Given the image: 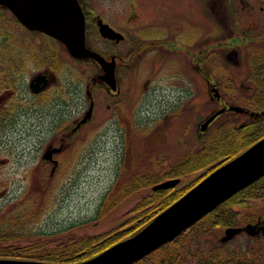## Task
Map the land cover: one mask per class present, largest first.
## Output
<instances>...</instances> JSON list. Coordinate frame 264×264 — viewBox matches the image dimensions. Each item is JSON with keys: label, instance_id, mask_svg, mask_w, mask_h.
<instances>
[{"label": "flooded vegetation", "instance_id": "obj_1", "mask_svg": "<svg viewBox=\"0 0 264 264\" xmlns=\"http://www.w3.org/2000/svg\"><path fill=\"white\" fill-rule=\"evenodd\" d=\"M77 1L84 18L85 45L96 51L102 57L101 59L93 56L81 58L73 56L60 39L45 31L29 28L16 17L9 7L3 5L6 10L4 11L11 12L19 22L17 25L24 29V50L22 53L11 50L12 47L5 41L9 39L8 33H0V71L6 70L7 72L0 73V103H4L3 108H0V121L5 114L8 116L7 121L11 116L9 111L14 104V76L19 75L20 72L26 73L25 67L31 62L29 57L31 35L35 38L43 36L51 39L53 44L58 43L64 47L75 62L86 65L84 82L69 84L71 96L66 98V103L64 104L61 97L55 99L59 104L56 103L52 106L54 112H57L51 120V127L55 129L54 134L46 141L38 138L41 143L33 141L38 146L40 144V147H32L33 143L31 142L29 143L31 148L28 146L23 148L27 152L26 154L29 155L30 161L36 160L34 165L30 163L25 166L27 176L36 171L48 172L49 176H57L62 166L64 167V163L69 166L70 161H73V153L78 145H76V149L70 151L71 146L75 142L76 144L80 143L89 133H93L94 130L90 129L97 127L100 119L106 125H109L112 130L115 129L118 135L117 139H121L120 142H123L120 147L121 158L123 152H125L123 162L119 167L118 164L116 165L114 175L118 177L119 173L125 168H129L130 171L140 169L142 166L141 161L137 166L135 162L130 163V155H127L128 138L132 140L138 131L142 132V128L149 126L152 127L154 135V121L159 118V116L154 117V110L157 106H161L160 109L157 108V112L164 114L165 119H170V114L178 112L189 114L192 112L193 107H197L198 111L203 114L206 111H203L207 101L206 90L209 92L213 105L208 112L196 120V134L203 143L198 152H194L190 157L193 158L197 153L202 158L212 151L209 147L213 142L218 143L220 139L219 142L222 143V139H225L226 135L231 136L226 138V142L233 139V141L241 143L252 134L251 130L255 120L264 116V113H262L264 109L255 108L252 104H244L237 100V97H235L236 85H238L236 81L237 77L243 76L238 73L225 76V73L221 72V66L239 64L241 50L249 45H263L264 48V23L263 29L257 31L253 28V20H251L255 11L264 12V2L257 5L255 0ZM5 53L9 56H2ZM36 60L45 64L44 68L39 69L38 72L47 71L49 83L39 91H33L30 88L32 76L28 80L25 89H29L35 95H42L47 88L57 81L58 72L55 71L52 61L47 62L45 58L41 59L42 62L39 59ZM146 62L151 63L152 71L151 76L149 75L145 80L149 79L151 81L150 94H145V97L150 96L149 101H143L142 94V88H148L141 78L143 76L141 73L142 66ZM262 64L264 69V56ZM162 69L168 71L161 72ZM156 70L157 73L154 75ZM251 75L254 74L250 73L247 76H250V80H254L256 76L252 77ZM154 76L156 77V83H154ZM170 79H179L183 83L178 82L174 87V84L169 82ZM224 79L228 82L223 84L221 81ZM166 80L167 83L164 82ZM164 86H167L168 89ZM251 88L252 84H249L243 90L248 94L252 93L253 89ZM57 89L59 92L63 91L62 86L57 87ZM172 90H174V93H171ZM79 95H81V98H79ZM101 98L104 99L102 113L99 111ZM251 98V96L246 97L247 101L250 100V103ZM159 99L161 100L159 101ZM239 106L243 109H235ZM90 108V116L83 119ZM221 109L222 111L216 114L206 126V129H201L202 123L210 115ZM38 110L37 108L35 111ZM73 111L75 112L73 113ZM143 111L150 113V116L145 117L148 119H145L146 121H143L141 117ZM251 111H255V113L252 114ZM101 114L103 115L101 116ZM33 119H36V122H34L36 124L41 122L38 121L39 118L35 117ZM217 120L220 121L215 126L214 123ZM143 122L149 126H142ZM24 123L28 124L26 129L27 134H29L31 122L25 121ZM210 128L213 129V133H210L209 138H207L206 135ZM234 128L232 135L224 132L225 129ZM237 128L244 131L241 138L240 134L237 133ZM116 131L113 133L115 134ZM117 139L115 140L117 141ZM8 140L11 141L12 138H8ZM206 140H208V143H206ZM209 142H211L210 145ZM8 143L4 140L2 144L7 145ZM152 150L151 157L154 161V141ZM141 155L143 156V154L139 155L140 158H142ZM226 157L227 155L223 156L220 161H223ZM188 161L189 159L179 164L166 166L165 176H187L189 168L186 166ZM190 162H188V165ZM203 172H206V170ZM119 185L120 181H116L112 188ZM123 185L120 188H125ZM43 188H45V184H43ZM110 189L111 187L108 190ZM151 189L150 194L154 195V181ZM165 189L169 188L157 190ZM28 191L26 197H24L26 201L31 197ZM140 202L143 204L144 200H140ZM14 204L10 207H13ZM17 204L20 206L21 202H17ZM148 206H154L153 199L150 204L144 207ZM25 208H28V206L25 205ZM139 214L140 212H136L134 217L131 216L127 220L134 219L140 222L142 216L139 217Z\"/></svg>", "mask_w": 264, "mask_h": 264}, {"label": "rangeland", "instance_id": "obj_2", "mask_svg": "<svg viewBox=\"0 0 264 264\" xmlns=\"http://www.w3.org/2000/svg\"><path fill=\"white\" fill-rule=\"evenodd\" d=\"M263 2L264 0H255L257 5ZM4 10L5 7L0 4V33L7 32L9 39L5 41L10 44L12 47L11 50L22 53L24 50V29L20 25H17L19 22L11 12H5L6 10ZM251 20H253L252 26L254 29L257 31L263 29L264 12L255 11L254 17ZM29 46L31 62L25 67L27 71L26 73L20 72L19 75L14 76V104L9 111L11 114L9 117L10 122L7 121L8 116L6 114L3 118L1 117L2 120L0 121V212L4 213L7 211L8 213H12L14 207L19 206L17 202H21L23 207L27 205L28 208L23 209L28 211L27 213L30 217L29 226H32L33 232L40 230L58 231L66 227L67 229L63 234L66 232L68 233L66 235H85L86 241L84 243L92 247L104 236L114 234H116V237L121 236L135 222L134 219L127 220V218L134 217L136 212L142 208H146L144 206L150 204L152 199L154 203L157 200L164 199L171 193L169 192L170 189L184 186L194 178L204 175L205 172L203 171L207 170L212 164L218 163L226 153L236 151L241 147V143L233 141V139H229L228 142L222 139V143L219 142V139L218 143L213 142L212 145L209 142L211 146L209 149H212V151L202 158L197 153H195L196 156L193 158L190 157L194 152H198L199 147L203 143L196 134V120L208 112L213 105L209 92L206 90L207 101L203 109V111H206L203 114L198 111L199 109L197 107H193L192 112L189 114L178 112L176 114H170V119H165L164 114L157 112L161 106H157L154 110V117L159 116V118L154 121V135L152 133V127L143 122L142 126L149 127L142 128V132L138 131L134 137L132 136V140L128 138L127 155H130V163L135 162L137 166L140 161L142 162V166L140 169L137 168L138 170L130 171L129 168H125L119 173L118 177L114 175L116 165L118 164L119 167L123 162L125 152H123V157H120V147L123 142L121 143V139H117V131L115 129L112 130L109 125H106L100 119L99 125L90 129L94 130L93 133H89L80 143L76 144L75 142L71 146L70 151L78 145L73 153V161H70L69 166H66L64 163V167L62 166L57 176H49L48 172L40 171H36L27 176L25 166L30 163L34 165L36 160L30 161L29 155L26 154L27 152L23 148L29 147V143L31 142L33 143L32 147L38 146L37 143H41L38 138L46 141L54 134L55 129L51 127V120L57 114L52 108L57 103L55 99L61 97L65 104L66 98L71 96L69 84L84 82L86 76V72L84 71L86 65L75 62L64 47L58 43L53 44L51 39L44 38L43 36L35 38L31 35ZM249 46L241 50L239 64L221 66V72L225 73V76L228 74H242L243 77H237L236 84L238 85H236L235 97L244 104L247 102L246 97H252L254 95L255 88L257 87L256 83L258 85L264 84V69L262 67V59L264 56L263 45H261L262 48L261 46H257V44ZM2 56L7 57L9 55L5 53ZM44 58L47 62L52 61L55 71L60 74H57V81L51 87L47 88L42 95H35L29 89H25V86L28 80L39 69L44 68L45 64L41 60ZM36 59H39L42 63H39ZM145 64L142 66L143 70L141 73L143 76L141 78L143 83L147 84L148 88H141L144 97L143 101H149L150 96L145 97V94H150L151 88L149 86L151 85V81L149 79L147 81L145 80L149 75L151 76L152 71L151 63L146 62ZM1 66L3 67V65ZM164 66L166 67L167 65ZM166 71L168 70H161V72ZM2 72L7 73L6 70L0 71V73ZM156 73L157 70L154 71V75ZM250 73L254 74L251 75L252 77L256 76L254 80H250V76H247ZM5 82L9 83L8 81ZM156 82V77L154 76V83ZM164 82L167 83L168 81L166 80ZM169 82L174 84V87H176L175 84L178 82L183 83L179 79H170ZM221 82L224 84L228 81L224 79ZM249 84H252L251 89L253 91L247 94L243 88L245 89ZM60 86L63 87V91L59 92L57 87ZM165 88L168 89L167 86ZM262 90H264V87ZM171 93H174V90ZM79 98H81V95H79ZM103 102L104 99L101 98L99 104V111L101 113L104 110ZM3 105L4 103H0V108H3ZM37 108L39 110L35 111ZM28 111L30 112L28 113ZM146 116H150V113L143 111L141 114L143 121L148 120L145 118ZM35 117L39 118L40 120L38 121L41 122L34 123L36 122V119H33ZM25 121L31 122L29 134H27L26 129L28 124L26 125L24 123ZM219 121L217 120L214 125L216 126ZM8 123L10 124L8 125ZM260 128L263 127L253 126L251 131L259 130ZM114 131H116L115 134L113 133ZM212 131L213 129L210 128L206 135L207 138H209L210 133H213ZM22 132L25 134L23 135ZM8 138H12V140L9 141ZM4 140L9 143L7 145L2 144ZM208 140H206V143H208ZM123 141L125 142L126 140ZM153 141L154 161L151 157ZM38 147H40V144ZM241 151L242 149L239 153ZM141 153L143 154V156L141 155L142 158L139 157ZM187 159H189L188 162L194 160L189 165L187 162L186 167L189 168L187 176L179 177L180 180L176 185L166 187L169 189L159 191L154 189V195L150 194L153 181L155 185L163 180L176 177L165 176L164 170L166 166L179 164L187 161ZM220 162L222 163V161ZM220 162L218 165H221ZM116 181H120V185L112 188ZM43 184H45V188H43ZM122 184H124L123 186L125 188H120ZM110 187L111 189L108 190ZM27 191L31 197L30 199L26 198V201L24 197H26ZM140 200H144V203L142 204ZM249 201L254 200L251 199L245 202L247 203ZM12 204L14 206L10 207ZM237 204L238 202L235 203L236 206H238ZM251 205L257 207V210H251L250 207H247L245 210L241 209L242 214L238 222L223 224L220 227H213L211 229L210 226L205 232L201 231L198 235L186 237L187 243L193 239L192 247H195L196 242L200 246H209L211 241L216 240L222 243L229 242V246L244 247L245 245H249L256 257L259 255V259L264 258V234L262 233L260 235H252L247 231H242L227 241L220 240V237L225 233L226 227L254 223L259 218H264V197L259 198L249 206ZM198 230L200 231V229ZM33 237L36 238L38 236L28 234L22 242L29 241Z\"/></svg>", "mask_w": 264, "mask_h": 264}, {"label": "water", "instance_id": "obj_3", "mask_svg": "<svg viewBox=\"0 0 264 264\" xmlns=\"http://www.w3.org/2000/svg\"><path fill=\"white\" fill-rule=\"evenodd\" d=\"M0 4L9 7L29 28L45 31L60 39L73 56L102 58L85 45L84 18L77 0H0ZM48 76L47 71L34 74L30 81L31 90L39 91L45 87L49 83ZM235 109L242 110L243 107ZM221 111L222 109L210 115L202 123L201 129H206L209 122ZM251 113L254 114L255 111ZM90 114L91 108L83 119ZM263 174L264 136L213 169L134 234L87 259L51 262L0 257V264H130L178 236L217 204ZM179 180V177L163 180L156 183L154 189L172 187ZM242 231L252 235L264 234V218L241 226H228L220 240L227 241Z\"/></svg>", "mask_w": 264, "mask_h": 264}, {"label": "trees", "instance_id": "obj_4", "mask_svg": "<svg viewBox=\"0 0 264 264\" xmlns=\"http://www.w3.org/2000/svg\"><path fill=\"white\" fill-rule=\"evenodd\" d=\"M256 84V91L251 98V103L249 99L246 103L252 104L255 108L264 109V90H262L264 84ZM253 126H261L263 128L252 131V134L241 142V147L238 150L226 153L227 157L222 163L235 156L241 149L243 150L264 136V116L255 120ZM234 130L235 128L225 129L224 132L232 135ZM236 130H238L237 133L238 135L240 134L241 138L244 131L241 128L240 130L238 128ZM228 137L231 136L226 135V138ZM218 164L210 166L204 175L194 178L184 186L170 189L169 192L171 193L164 199L157 200L154 206L140 209L138 212H140L139 217L142 216L141 221L134 220L135 222L131 224L132 226L129 229L125 230L124 234L122 233L123 235L117 237L115 236L116 234L104 236L98 243H95L94 247L84 243L86 241L85 235H66L68 234L66 232L63 234L67 229L66 227L59 229L62 232L59 230L33 232L32 226H29L30 217L22 205L17 206L12 213H8L7 211L4 213L0 212V256L41 259L51 262H72L87 259L141 229L156 214L219 166ZM263 192L264 174L248 186H245L217 204L210 212L203 215L197 222H194L190 227L183 230L178 236L130 264H264V258H261V260L259 259V255L256 257L249 245H245L244 247L229 246V242L222 243L216 240L211 241L209 246H200L196 242L195 247H192L193 239L188 243L186 240L188 236H195L200 234L201 231H207V228L210 226L211 229L213 227H220L223 224L238 222L242 214L241 209L245 210L247 207H250L251 210L256 211L257 207L253 206L254 204L249 205L264 197ZM251 199L254 201L245 202ZM236 202H238V206L235 205ZM248 203L250 204L247 205ZM28 234H34L38 237H33L29 241L22 242Z\"/></svg>", "mask_w": 264, "mask_h": 264}]
</instances>
